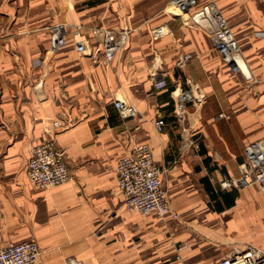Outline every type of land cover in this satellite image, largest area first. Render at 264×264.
<instances>
[{"label": "crops", "instance_id": "1", "mask_svg": "<svg viewBox=\"0 0 264 264\" xmlns=\"http://www.w3.org/2000/svg\"><path fill=\"white\" fill-rule=\"evenodd\" d=\"M172 1L0 0L1 245L33 240L43 264H220L250 246L264 252V190L220 185L240 176L244 148L264 137V0H194L168 15ZM211 10L237 40L245 73L217 53ZM55 25L65 44L49 51ZM104 30L128 33L108 65ZM116 101L135 115L122 118ZM46 140L71 178L41 189L25 165ZM140 144L163 170V217L126 208L116 186L118 160Z\"/></svg>", "mask_w": 264, "mask_h": 264}, {"label": "built area", "instance_id": "2", "mask_svg": "<svg viewBox=\"0 0 264 264\" xmlns=\"http://www.w3.org/2000/svg\"><path fill=\"white\" fill-rule=\"evenodd\" d=\"M187 2L191 6L195 1ZM180 4L179 1H172L171 6L167 8L168 15L181 14L178 11L184 9L179 7ZM205 19L210 23L206 28L222 61L230 67L232 72L243 71L244 65L238 42L223 18L216 10H211L206 12ZM165 33V27L162 26L153 34L154 37H159ZM125 39L126 33L103 31L101 46L105 65L111 63ZM64 44L63 34L60 29L55 28L52 33L51 48L57 49ZM85 45V40L77 41V52L83 54L86 50ZM235 55L237 58L234 57ZM165 86L166 82L162 79L154 83L156 89H162ZM186 94L189 93L177 95L175 112L178 115H182L185 111ZM197 100L193 99L195 103L199 102ZM114 107L124 119L131 118L136 113L132 106L120 101L114 102ZM218 118L229 119L230 116L220 113ZM163 127V119L154 121L157 132H161ZM239 170L240 176L237 179L223 181L220 184L221 187L251 185L264 190V137L250 142L244 148ZM162 172L163 170L154 163L148 144L137 145L131 152L124 154L116 165V186L123 197L125 207L142 215L155 213L163 217L170 213L171 208L161 185ZM25 175L31 185L41 189L55 187L71 178L64 153L53 140H46L34 147L33 154L25 165ZM40 255L41 250L33 240L0 244V264H43ZM220 264H264V252L250 246L229 253Z\"/></svg>", "mask_w": 264, "mask_h": 264}, {"label": "rangeland", "instance_id": "3", "mask_svg": "<svg viewBox=\"0 0 264 264\" xmlns=\"http://www.w3.org/2000/svg\"><path fill=\"white\" fill-rule=\"evenodd\" d=\"M55 28L60 29V31H61V33L63 34V36L65 35V28H64V26H63V25H55V26H53V27H51V28L49 29L50 41L52 40V33H53V30H54ZM104 31H105V30H104ZM108 31H111V30H108ZM119 31H120V30H119ZM119 31H112V32H115V33H121V32L126 33V39H125L124 43L121 44V47H120V49L118 50V51H122V50L125 49V47H126V43H127V41H128V33H127V31H121V32H119ZM102 34H103V32H102ZM79 38H80V37H79ZM79 38H77V39L74 40L76 51H77V48H76V42L79 41V40H82V39H79ZM100 43L102 44V40H101ZM100 43H99V45H100V47H99V51H102V46H101ZM61 47H62V46H61ZM59 48H60V47H59ZM85 48H86V45H85ZM100 49H101V50H100ZM52 50H55V49L49 48V51H52ZM220 58H221V57H220ZM221 60H222V59H221ZM197 90H198V89H197ZM185 92H188V91H183V93H185ZM193 92H194V94H196L195 91H193ZM198 94H200V93H198Z\"/></svg>", "mask_w": 264, "mask_h": 264}, {"label": "bare ground", "instance_id": "4", "mask_svg": "<svg viewBox=\"0 0 264 264\" xmlns=\"http://www.w3.org/2000/svg\"><path fill=\"white\" fill-rule=\"evenodd\" d=\"M180 8H182V9H184V10H180V11H178V13H181V14H183V15H185L186 14V12H187V10H188V8H190V5H189V3L186 1V2H181V4H180V6H179ZM177 11V10H176ZM204 19V18H203ZM205 21H207L206 19H205ZM210 24V23H209ZM203 25V24H202ZM201 25V26H202ZM202 29H203V27H202ZM205 29V28H204ZM206 30V29H205ZM83 39V38H82ZM187 95V94H186ZM185 95V96H186Z\"/></svg>", "mask_w": 264, "mask_h": 264}, {"label": "water", "instance_id": "5", "mask_svg": "<svg viewBox=\"0 0 264 264\" xmlns=\"http://www.w3.org/2000/svg\"><path fill=\"white\" fill-rule=\"evenodd\" d=\"M234 57L237 58V55H235Z\"/></svg>", "mask_w": 264, "mask_h": 264}]
</instances>
